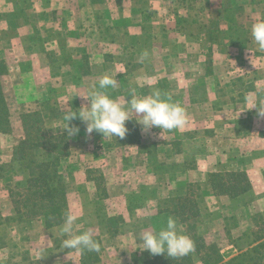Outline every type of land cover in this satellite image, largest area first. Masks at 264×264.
Masks as SVG:
<instances>
[{
  "label": "rangeland",
  "instance_id": "374dc122",
  "mask_svg": "<svg viewBox=\"0 0 264 264\" xmlns=\"http://www.w3.org/2000/svg\"><path fill=\"white\" fill-rule=\"evenodd\" d=\"M137 1L156 49L167 47L153 58L157 64L149 73L155 81L143 94L159 89L171 100H184L179 104L188 114L186 125L146 130L133 117L123 139L89 134L86 121L77 115L67 122V114L86 110L90 100H77L71 88L55 86L51 71L32 70L29 57L1 53L13 129L0 135V264H71L54 251L81 256V250L62 248L63 224L47 229L38 219H22L13 207L9 188H24L29 178L25 163L14 156L23 136L20 115L36 110L50 132L65 135L70 144L62 161L70 210L78 217L75 232L90 230L99 244L101 261L95 264H148L153 257L140 249V234L166 227L169 217L194 241L187 254L193 264H205L203 258L211 254H221L219 264H239L242 257L232 258L258 243L255 237L264 229V114L257 105L264 103V50L254 47L251 25L264 19V0H160L157 9ZM134 4L111 0L116 18L127 10L130 19ZM142 53L116 57L132 71L143 63ZM85 61L90 74L89 58ZM27 77L33 78L28 86ZM97 79L90 88L86 84L93 79H85L87 96L100 91L127 105L134 95L130 79L106 89L98 88ZM44 98L52 102L47 109ZM68 123L79 131L69 135ZM240 171L252 183L247 193L236 198L214 193V174ZM111 216L120 217L118 226L108 221ZM115 238L119 257L113 263Z\"/></svg>",
  "mask_w": 264,
  "mask_h": 264
},
{
  "label": "crops",
  "instance_id": "0c3cea01",
  "mask_svg": "<svg viewBox=\"0 0 264 264\" xmlns=\"http://www.w3.org/2000/svg\"><path fill=\"white\" fill-rule=\"evenodd\" d=\"M133 1V16L129 19L127 10L120 12L123 15L116 18L111 0H0V54L11 52L19 59L29 57L34 65L32 70L51 71L53 84L59 88H71L70 93L75 98L77 96V100L83 101V96L89 95V89L85 90V79H93L86 84L90 88L94 79L98 78L99 88V81L104 76H109L115 82L130 79L133 96L149 95L147 90L155 81L149 71L154 70L157 64H153V58L160 51L166 52L167 47L164 43L156 49L155 34L151 37L146 32L145 22L140 18L143 11L138 1ZM145 1L147 8L154 3V9H157L160 0ZM134 16L138 19L135 20ZM253 45L259 49L254 41ZM137 50H141L145 58L132 71L128 69L126 60L116 57L133 55ZM49 56H54L58 61L49 59ZM86 58H89L90 74H85ZM128 72L131 73L126 77ZM32 81V77H27L24 84L28 86ZM42 101L46 109L52 104L50 99L44 98ZM172 101L185 103L174 98ZM114 240L116 238L113 239L110 253L113 263H116L119 256ZM54 253L58 254H55L56 258L62 256L60 259L63 261L82 264L81 256L73 259L71 253ZM49 259L53 260V257Z\"/></svg>",
  "mask_w": 264,
  "mask_h": 264
},
{
  "label": "trees",
  "instance_id": "16d2710c",
  "mask_svg": "<svg viewBox=\"0 0 264 264\" xmlns=\"http://www.w3.org/2000/svg\"><path fill=\"white\" fill-rule=\"evenodd\" d=\"M5 74V67L1 66L0 135L10 133L13 129L10 103L3 81ZM20 120L23 136L15 146L14 156L15 159L25 163L29 178L24 188H9L14 210L24 216L22 219L35 218L42 221L47 229L58 227L64 223L65 215L70 210L69 184L62 170L63 159L71 153L70 144L65 135L50 132L43 113L39 110L21 114ZM40 154L47 157L40 160ZM211 186L216 195L236 198L247 193L252 188V183L245 172H226L214 174ZM118 219L120 220V217L111 216L108 221L116 222L118 226ZM117 232L116 229L114 234ZM255 242L258 243L251 250L241 252L232 260L236 261L242 257V262L239 264H264V229L255 237ZM87 251L81 250L82 264H95L101 261L99 253L91 251L87 254ZM152 257L148 264H166L170 260H174L175 264H193L190 255L181 258V262L177 260L179 257L171 258L166 253ZM203 260L205 264H219L223 261V257L221 254L218 257L211 254Z\"/></svg>",
  "mask_w": 264,
  "mask_h": 264
},
{
  "label": "clouds",
  "instance_id": "9594fccd",
  "mask_svg": "<svg viewBox=\"0 0 264 264\" xmlns=\"http://www.w3.org/2000/svg\"><path fill=\"white\" fill-rule=\"evenodd\" d=\"M251 36L254 43L260 50H264V19H258L251 25ZM145 55H147L145 53ZM115 86V80L109 76H104L99 81V87L106 89ZM90 100L86 110L78 114H67V122L79 115L87 122V132L93 131L102 133L104 137H116L123 139L128 131L126 122L135 117L146 130L160 128L165 130L182 129L187 121L188 114L185 108L178 102H173L170 97H166L159 89H154L151 94L130 98L127 105L119 100L111 98L104 92H94L90 97L83 96ZM259 105V111L264 114V103ZM69 135L79 131L78 128L67 127ZM78 217L69 210L61 226V235L65 238L62 241V248L72 250L99 251V244L93 233L84 231L75 232V222ZM143 246L142 250L149 251L152 255L167 254L168 257H183L194 250L192 238L182 233L173 217H169L166 227L158 231H144L140 234Z\"/></svg>",
  "mask_w": 264,
  "mask_h": 264
}]
</instances>
